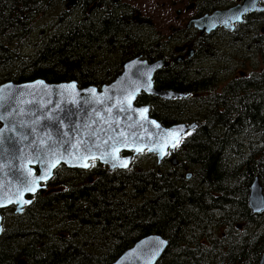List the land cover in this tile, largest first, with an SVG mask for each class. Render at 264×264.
<instances>
[{"label": "trees", "instance_id": "16d2710c", "mask_svg": "<svg viewBox=\"0 0 264 264\" xmlns=\"http://www.w3.org/2000/svg\"><path fill=\"white\" fill-rule=\"evenodd\" d=\"M66 3L0 0V85L39 79L99 88L129 60L162 57L140 39L129 4ZM254 54L252 72L259 71L217 93L214 75H155L156 89L187 94L186 101L141 94L135 105L147 106L161 126L197 127L159 166L141 154L126 170L57 167L49 193L35 194L20 215L0 211V264H112L149 235L167 241L156 264H257L264 212L252 215L247 196L257 178L264 197V35Z\"/></svg>", "mask_w": 264, "mask_h": 264}, {"label": "water", "instance_id": "95a60500", "mask_svg": "<svg viewBox=\"0 0 264 264\" xmlns=\"http://www.w3.org/2000/svg\"><path fill=\"white\" fill-rule=\"evenodd\" d=\"M74 5L75 0H67L65 6ZM247 11H254L253 2L245 0L194 25L206 33L219 26L228 30L227 22H239ZM164 65L163 60L148 63L136 57L123 64L112 82L99 88H78L73 81L50 84L39 79L1 84L0 211L12 208L14 215H20L35 194L49 193L46 184L59 166L87 170L95 162L107 172L126 170L142 153L153 156L159 166L197 127L195 123L161 126L149 116L147 106L134 104L140 94L161 101L188 97L154 87L153 77ZM168 162L176 166L174 158ZM49 173L47 180L38 179ZM247 206L252 215L264 212L257 178L248 187ZM166 247L167 241L160 236L149 235L136 241L112 264H156ZM257 264H264V250Z\"/></svg>", "mask_w": 264, "mask_h": 264}, {"label": "flooded vegetation", "instance_id": "af4514ba", "mask_svg": "<svg viewBox=\"0 0 264 264\" xmlns=\"http://www.w3.org/2000/svg\"><path fill=\"white\" fill-rule=\"evenodd\" d=\"M244 1L168 0L165 5L164 0H159L160 11L172 10V16L165 18L161 27L154 25L153 18L142 17L139 8H135L132 20L140 39L153 42L162 56L155 61L163 60L166 64L156 75L159 78L168 72L172 77H177L178 72L199 78L214 75L219 83L216 92H219L230 81L246 76L247 69L252 73L251 67L256 64V39L264 35V0H247L253 2L254 11H247L239 22L228 21V30L219 26L206 33L194 25L195 21L236 8Z\"/></svg>", "mask_w": 264, "mask_h": 264}, {"label": "rangeland", "instance_id": "374dc122", "mask_svg": "<svg viewBox=\"0 0 264 264\" xmlns=\"http://www.w3.org/2000/svg\"><path fill=\"white\" fill-rule=\"evenodd\" d=\"M120 1L127 5L128 4L133 5V8L136 9L139 8L142 17L144 18L150 17V19L153 18L156 21V23L154 24L156 27H161L160 23H163L165 18L169 19L172 16V10H168V12L167 10H161V11L159 10L158 7L160 3L159 0H120ZM167 3L168 0H164V4L166 5ZM254 71H259V70L257 69ZM254 71L250 73V70L247 69L246 71L247 75L245 77L251 74H255ZM142 161L143 164L144 162H147L145 159L140 160L139 162L142 163Z\"/></svg>", "mask_w": 264, "mask_h": 264}, {"label": "snow or ice", "instance_id": "6c2138e0", "mask_svg": "<svg viewBox=\"0 0 264 264\" xmlns=\"http://www.w3.org/2000/svg\"><path fill=\"white\" fill-rule=\"evenodd\" d=\"M146 111V110H145ZM53 167L55 166V165H52ZM85 166H87V165H85ZM49 175H50V173L49 174H44V175H41L40 177H38V179L39 180H47L48 178H49ZM31 191H36V187L35 186H33L32 188H31ZM163 243V242H162Z\"/></svg>", "mask_w": 264, "mask_h": 264}, {"label": "bare ground", "instance_id": "6f19581e", "mask_svg": "<svg viewBox=\"0 0 264 264\" xmlns=\"http://www.w3.org/2000/svg\"><path fill=\"white\" fill-rule=\"evenodd\" d=\"M186 101V100H185Z\"/></svg>", "mask_w": 264, "mask_h": 264}]
</instances>
